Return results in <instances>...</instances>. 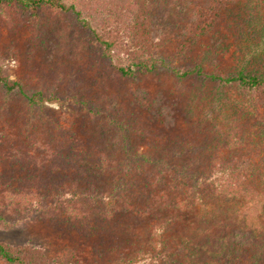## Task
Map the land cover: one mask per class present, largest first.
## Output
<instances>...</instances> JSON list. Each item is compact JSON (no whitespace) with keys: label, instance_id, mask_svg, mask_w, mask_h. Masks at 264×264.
<instances>
[{"label":"trees","instance_id":"16d2710c","mask_svg":"<svg viewBox=\"0 0 264 264\" xmlns=\"http://www.w3.org/2000/svg\"><path fill=\"white\" fill-rule=\"evenodd\" d=\"M73 1L0 0V10L16 7L36 21L43 20L47 10L71 15L86 40H92L89 44L98 53L94 59L113 63L124 78L157 74L167 65L163 52L170 48L172 56L184 62L171 67L179 84L191 78L198 82L209 79L219 90L229 88L240 94L242 99L231 105L229 118L224 114L229 125L218 141L230 152L215 158L211 155L213 144L199 151L200 146L188 142V135L172 137L169 117L173 108L166 114V109L148 94L141 103L148 120L141 119L134 109H119L112 99L104 108L87 110L93 128L81 141L67 128L50 121L45 102L58 98L54 94L47 98L42 87L24 95L29 117L42 125L54 124L59 134L44 136L47 147L42 148L39 163L18 171V196L34 200L40 212L68 213L73 228L67 231L81 233L97 252L103 242L91 240L88 231L95 233L107 226L113 214L121 215L122 224L131 215L142 217L141 210L147 215L156 212L148 204L147 194L154 182H163L168 176L170 190L185 196L183 202L171 203L176 211L196 205L207 208L210 200L241 204L237 216L221 215L223 208L219 205L210 210V218L202 217L196 233L184 241L189 250L188 264H264V0H131V6L129 0ZM219 49L231 55L233 66L220 68ZM117 50L124 56L120 64L113 62L112 53ZM200 50L202 57L197 54ZM212 53L215 68L208 74L204 63ZM0 88L6 93H23L21 82L10 79L1 68ZM101 111L106 115L103 125L98 123ZM134 133L140 135L137 149L130 143ZM170 144L173 150H166ZM141 145L146 152L137 153ZM161 150L164 153L159 155ZM256 150L262 157L255 156ZM190 151L194 157L189 159ZM118 153H123V158L116 172L110 161ZM196 153L205 161L202 166L194 159ZM102 175L105 178L101 181ZM81 201L84 203L79 207ZM85 203H99L103 214H96L88 205L85 209ZM157 217L165 232L182 221L160 213ZM93 220L94 227L89 225ZM77 225L86 228L80 230ZM82 252L79 247H65L47 259L40 248L0 242V264H81ZM159 256L152 258L142 252L130 259L117 257L111 264H154L161 261Z\"/></svg>","mask_w":264,"mask_h":264},{"label":"rangeland","instance_id":"374dc122","mask_svg":"<svg viewBox=\"0 0 264 264\" xmlns=\"http://www.w3.org/2000/svg\"><path fill=\"white\" fill-rule=\"evenodd\" d=\"M130 2L127 4L131 6ZM43 18L36 21L16 7L6 12L0 10V68L10 79L21 82L23 91L6 93L0 88V242L40 248L47 259L55 257L59 249L79 247L84 251L81 264H111L117 257L130 259L142 252L146 256L151 254L152 258L160 255L161 261L154 264H188L189 250L184 241L196 233L202 217L210 218V210L218 209L219 205L221 210L223 208L221 215L225 212L234 217L241 204H235L232 200L226 204L210 200L207 208L196 205L178 208L176 211L171 203H181L185 196H178L179 193L170 190V178L167 176L163 182H154L155 186L152 184V191L147 194L148 204L156 212L147 215V212L141 210L139 216L142 217L131 215L122 224L121 215L113 214V218L109 217V224H105L107 226H102L95 233L87 230L88 234L92 233L91 240L103 242L98 245L97 252L94 251V247L86 238H82L81 233L76 230L70 233L67 231L73 228L68 213L40 212L34 200L18 196L21 184L18 171L27 165L33 168L34 163H39L43 149L47 147L44 146V136L58 133L54 124L42 125L39 120L30 119L24 95H31L42 87L46 89L47 98L54 94L53 97L58 100L45 102L50 121H56L70 130L72 137L76 136L82 141L93 128L87 110L99 106L104 108L112 99L119 109H134L141 119L145 117L144 120H148V112L141 105L148 94L153 102L166 109V114L173 108L172 116L169 117L173 125L172 137L177 139L188 135V142L200 146L199 151L205 145L213 144L215 149L211 155L219 158L228 156L230 152L228 149L223 150L225 147L222 148L218 141L229 125L227 118L231 114V105L242 99L240 94L229 88L219 90L216 82L209 79L198 82V79L191 78L179 84L171 67H179L184 62L177 56L173 57L170 48L162 51L167 65L157 74L141 73L136 78H124L113 63L94 59L97 52L89 44L92 40H86L84 31L74 17L47 10ZM197 54L202 57V50ZM112 55L114 63H122L123 53L117 50ZM211 57L203 62L208 74L215 68V54L212 53ZM217 58L220 68L228 69L235 63L230 54L222 51ZM100 114L98 123L103 125L106 115L102 111ZM224 114L228 117L225 118ZM130 143L137 149L140 135L134 133ZM141 146L136 150L137 153L146 152L145 145ZM168 146L166 150H173L172 144ZM192 151L187 154V158L194 157ZM162 153L161 150L159 155ZM260 153L256 150L255 156L262 157ZM120 155L123 153H118L110 161L115 171L123 158ZM194 159L201 166L205 162L198 153ZM100 178L102 181L105 177L102 175ZM84 205L85 209L93 207L96 214H103L99 203L98 206ZM159 213L164 217L182 218V221H178L176 226L174 224L173 230L165 232L158 224ZM95 223L96 220H93L89 225L94 227ZM77 227L80 230L86 228L85 225Z\"/></svg>","mask_w":264,"mask_h":264}]
</instances>
